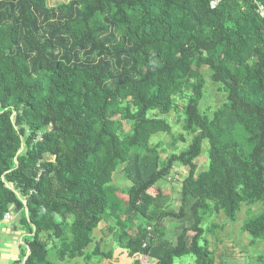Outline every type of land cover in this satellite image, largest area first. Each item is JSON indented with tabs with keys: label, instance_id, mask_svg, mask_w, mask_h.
<instances>
[{
	"label": "trees",
	"instance_id": "16d2710c",
	"mask_svg": "<svg viewBox=\"0 0 264 264\" xmlns=\"http://www.w3.org/2000/svg\"><path fill=\"white\" fill-rule=\"evenodd\" d=\"M205 72L225 96L210 116ZM178 110L169 146L189 143L162 160L152 139L171 133L165 117ZM176 165L187 174L174 210L151 190ZM116 171L130 184L128 224L109 189ZM257 205L241 226L249 246L264 242V20L253 2L0 0V224L17 210L26 233L13 264L110 259L101 241L87 254L110 219L133 264H215L205 235L221 227L202 225Z\"/></svg>",
	"mask_w": 264,
	"mask_h": 264
},
{
	"label": "rangeland",
	"instance_id": "374dc122",
	"mask_svg": "<svg viewBox=\"0 0 264 264\" xmlns=\"http://www.w3.org/2000/svg\"><path fill=\"white\" fill-rule=\"evenodd\" d=\"M68 0H49L50 6L58 5L59 3H66ZM204 78L206 80V87L204 92V99L201 103V111L205 112L208 116L212 111L216 110L224 102V94L219 92L217 85L213 84L209 80V74L204 73ZM181 108L183 101L178 100L176 102ZM154 115V114H153ZM180 111L172 112L166 116V120L171 126L170 134H161L157 135L152 139L154 143H160L161 148V159L165 160L172 153H179L186 149L189 143V137L185 136L186 143L180 141L177 142L175 148L170 147L173 138H177L182 134L181 126V116ZM198 167V172H201L207 167V144L203 143L202 153L199 158L195 161ZM116 171L114 175L117 173ZM187 169L179 167L176 165L172 174L165 179L160 181L155 189H152L151 192L155 194L156 191L163 193L165 199L164 204L166 207H170L174 210H177L179 207V191L181 181L186 177ZM113 175V176H114ZM130 184L123 181L121 177V172H118L114 177L112 182L109 185V189L113 194V197L117 199L119 210L123 214V224H128L127 220L133 218L132 214L126 213V196L125 190L129 188ZM250 211L253 215L257 214L260 211V206H254L251 208H246L242 206L240 212L237 215V221L235 223H229L223 216L213 217L208 219L203 225L202 228L205 230L210 225H218L221 229L214 231V234H206L205 238L208 241L209 249L213 251L215 264H260L258 261L259 257H264V242L257 241L255 245L249 246L246 241L248 236L241 233V226L243 220L246 218V212ZM133 223L136 221L133 219ZM132 225V224H131ZM130 225V226H131ZM174 223L164 222L163 226L165 227L168 239L174 243ZM109 227H114V231L110 232ZM132 225L130 229H134ZM206 231V230H205ZM120 233L119 228L116 226V220L110 219L107 222H102L98 228L93 232L94 243L90 245L87 250V254H90L95 249V243L101 241L100 251L103 254H108L110 259H106L103 256L98 258H93L89 261H85L83 258H77L70 262H63L60 264H133L132 260L125 259L122 253L121 245L118 243V234ZM246 238V240H245ZM250 240V239H249ZM9 242V238L0 232V242ZM15 245H18V240L12 242ZM52 246V244H51ZM48 261L56 263L55 254L50 253ZM139 264H152L144 258H138ZM194 258L192 256H185L180 259L174 260L173 264H193Z\"/></svg>",
	"mask_w": 264,
	"mask_h": 264
},
{
	"label": "crops",
	"instance_id": "0c3cea01",
	"mask_svg": "<svg viewBox=\"0 0 264 264\" xmlns=\"http://www.w3.org/2000/svg\"><path fill=\"white\" fill-rule=\"evenodd\" d=\"M15 211V210H13ZM11 220H5L0 224V232L9 238V242H0V264H13L20 256L21 246L24 245L25 231L19 226V213H11ZM18 240V245L12 242Z\"/></svg>",
	"mask_w": 264,
	"mask_h": 264
},
{
	"label": "built area",
	"instance_id": "2783aa9c",
	"mask_svg": "<svg viewBox=\"0 0 264 264\" xmlns=\"http://www.w3.org/2000/svg\"><path fill=\"white\" fill-rule=\"evenodd\" d=\"M247 1H251V2H253V4L256 5V7H257V14L259 15V17L261 19L264 20V6H262V4H260V3H258L257 0H247ZM211 5H212V8H214V6L217 5V1L212 2ZM39 175L40 174H38L37 178L39 177ZM11 216H12L11 214H6L4 216V218H3L4 219L3 221H5V220H11Z\"/></svg>",
	"mask_w": 264,
	"mask_h": 264
},
{
	"label": "water",
	"instance_id": "95a60500",
	"mask_svg": "<svg viewBox=\"0 0 264 264\" xmlns=\"http://www.w3.org/2000/svg\"><path fill=\"white\" fill-rule=\"evenodd\" d=\"M17 212H18L17 210L14 211V213H17ZM27 256H28V254H27Z\"/></svg>",
	"mask_w": 264,
	"mask_h": 264
}]
</instances>
